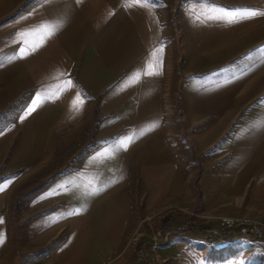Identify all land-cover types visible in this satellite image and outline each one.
Wrapping results in <instances>:
<instances>
[{
	"label": "crops",
	"instance_id": "0c3cea01",
	"mask_svg": "<svg viewBox=\"0 0 264 264\" xmlns=\"http://www.w3.org/2000/svg\"><path fill=\"white\" fill-rule=\"evenodd\" d=\"M28 2L0 0V161L20 134L8 167L22 170L37 162L101 96L105 118L96 138L106 142L43 190L66 213L54 216L59 219L52 226L69 228L71 241L80 233L84 264H143L137 243L158 230L169 229L170 240L180 234L188 216L151 225L142 219L174 208L186 212L190 205L194 211L184 175L189 150L204 171L199 220L210 230L222 227L225 216L264 227V16L229 24L201 15L213 5L264 10V0ZM15 7L22 9L14 15ZM48 27H54L51 36L44 33ZM114 80L118 101L108 114L105 89ZM38 96L52 98L41 102ZM177 97L179 116L172 108ZM127 137L133 141L125 150L119 141ZM105 153L120 161L116 170L108 168ZM137 162L146 165L142 179L141 168L135 178L147 196L144 214L134 220L128 182ZM156 164L165 167L161 179ZM92 195L101 197L96 204ZM76 209L81 212L67 215ZM90 211L97 212L93 219ZM67 248L63 243L54 254L61 258ZM159 252V264H168L170 256L180 264H250L247 254L180 252L173 240Z\"/></svg>",
	"mask_w": 264,
	"mask_h": 264
},
{
	"label": "rangeland",
	"instance_id": "374dc122",
	"mask_svg": "<svg viewBox=\"0 0 264 264\" xmlns=\"http://www.w3.org/2000/svg\"><path fill=\"white\" fill-rule=\"evenodd\" d=\"M27 1L30 2H28L30 6L38 0H24L25 3ZM18 7L13 9L12 13L16 11L14 15L21 11L22 8ZM177 8L178 6L174 9V13H176ZM106 87L107 89H105V91L108 90L109 96L105 106L106 113L109 114L116 111L115 106L118 101V94L115 91V80L110 81ZM98 96L99 94L91 101L92 106L89 111L90 113L84 116L81 121L76 123L70 130L60 134L53 145L45 148L44 153L39 156L37 162L30 163L22 170L8 167L11 159L16 152H18L20 134L15 137L9 155L4 160L0 161V184L11 180L8 188L0 192V221H2L0 222V234L4 237V243L0 245V264H84L85 259H81L83 252H81L80 249L82 244L79 243L81 238L80 233H77L76 236L74 235L73 241H71L69 228L52 226L54 216L66 214L62 211L61 202H56L57 200L55 199L53 200L54 196L47 197L48 192L43 190L32 198L24 200L20 199V194L25 184L29 183L34 186L46 180H50L51 182L54 177L56 178L62 174L76 170L84 158L96 151L98 145L104 144L102 142H106L96 138L100 120L105 118L104 114L100 112L99 105L102 99L100 98L101 96ZM168 106L171 107V105ZM172 108L179 116L178 97L173 100ZM192 156L193 151L189 150L183 155V159L185 162L184 175L190 178V188L196 199L194 211L192 210V205H190V210L186 212L174 208L172 211L170 210L162 213L160 216L142 220H145L144 222L150 223L151 225L153 222L160 224L171 218L179 219L188 216L184 228L178 230L180 234L174 235L172 238L177 244V248L180 252H198L204 248L211 251L215 250L214 247H220V245L224 244L232 248L231 251L227 253V258L240 257L247 254L246 257L250 264H264V239H246L239 235L238 229L243 225V221L256 222L255 220L249 218L237 220L225 216L221 219L223 226H216L217 228L215 230H210L208 228L210 224H206L203 220H199L195 223L189 222L198 206V193L194 187L196 164L195 161L191 160ZM103 158L105 162L108 163V168L115 170L118 168L120 161L117 160L118 158H113L111 153H105ZM145 166L146 165L142 163H135L128 182L132 206L131 214H134V220L135 216L144 214L141 208L142 204L146 201L147 190L135 176L140 172L139 168H141L140 175L142 179L146 172ZM155 167L156 169L153 171H156V174H160L161 179L165 173V167L163 164H156ZM154 179L155 182H160L159 179ZM200 186L199 183L198 187L202 192ZM100 198L99 196L92 195L89 201L96 204ZM113 198L116 203L120 202L119 196ZM137 208L140 210V212L138 211L139 213L136 211ZM96 214L97 212L94 211L87 213L92 219ZM168 214H170L169 219L166 217ZM256 223L259 224L258 222ZM206 225L208 227H206ZM193 227H197V229H192ZM164 232L168 235L167 240L164 239ZM170 232L169 229L158 230L155 238L136 244L137 249L140 251L139 256L143 264H146L145 255H151L150 257L154 259V264H159L161 262L160 259L163 257L159 255V249L163 247L164 244L172 241L170 240L172 237ZM158 233H160V235ZM63 243L65 246L68 245L69 248L63 252L60 258V256L57 257L54 253L56 248L62 246ZM170 257L171 259L168 264H180V260L173 261V256Z\"/></svg>",
	"mask_w": 264,
	"mask_h": 264
},
{
	"label": "snow or ice",
	"instance_id": "6c2138e0",
	"mask_svg": "<svg viewBox=\"0 0 264 264\" xmlns=\"http://www.w3.org/2000/svg\"><path fill=\"white\" fill-rule=\"evenodd\" d=\"M127 3L129 5L132 4H138L141 6H146L148 4V0H127ZM201 15H203L205 17V19L207 20H222L225 21L226 23L232 24V23H238L240 21L243 20H248V19H252L258 16H264V10H259V9H250V8H236V9H227V8H223L221 6H206V10L203 11L201 13ZM199 18V17H198ZM54 32V27H48L44 29V33L45 36H51ZM160 51L162 52L163 49H160ZM71 83V82H69ZM52 97H39L38 96V100H41V102H43L44 99H49ZM81 103H83V101H81ZM35 104V101H34ZM35 108H30L28 110L29 114L34 111ZM151 129H146L145 131H148ZM141 135H143V132L141 133ZM133 141V137H127L121 141H119V145L120 147L124 148L125 150L127 149L128 145ZM11 183V180L0 184V192L6 190L9 186V184ZM93 194H95L96 191H98L97 189H93ZM81 212V209H76L74 212H69L67 213V215L71 216V215H77ZM56 219L59 218H55L53 219V222H56ZM2 222V221H0ZM4 243V237L2 234H0V245H2Z\"/></svg>",
	"mask_w": 264,
	"mask_h": 264
},
{
	"label": "trees",
	"instance_id": "16d2710c",
	"mask_svg": "<svg viewBox=\"0 0 264 264\" xmlns=\"http://www.w3.org/2000/svg\"><path fill=\"white\" fill-rule=\"evenodd\" d=\"M195 170H196V176L194 179V187L197 190L198 196H197V202H198V206L195 210L194 215L191 217L190 219V223H195L198 222L199 219L197 218V215L201 214L204 212V208H205V202H204V198H203V193L200 191L199 189V183L203 174V167L202 164L198 161H195ZM55 178V177H54ZM50 182V180H46V181H42L39 182L37 184H35L34 186H32V184H25L22 192L20 194V199L24 200V199H29L32 198L33 196H35L36 194H38L39 192H41L42 190H44V188L48 185V183ZM168 219L170 218V214H168L166 216ZM231 247H225V248H221V249H215V250H211L210 252H218V253H223V252H230L231 251Z\"/></svg>",
	"mask_w": 264,
	"mask_h": 264
},
{
	"label": "built area",
	"instance_id": "2783aa9c",
	"mask_svg": "<svg viewBox=\"0 0 264 264\" xmlns=\"http://www.w3.org/2000/svg\"><path fill=\"white\" fill-rule=\"evenodd\" d=\"M239 235L246 239H264V227L254 221H243V225L238 229ZM169 233V232H168ZM160 235V233H158ZM164 239L167 240V234L164 232ZM151 255L146 256V264H154Z\"/></svg>",
	"mask_w": 264,
	"mask_h": 264
}]
</instances>
